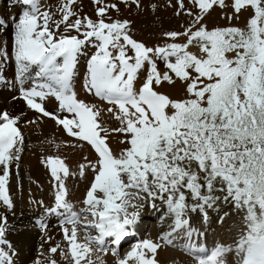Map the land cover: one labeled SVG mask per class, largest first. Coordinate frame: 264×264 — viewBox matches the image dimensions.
I'll return each mask as SVG.
<instances>
[{
	"label": "snow or ice",
	"instance_id": "1",
	"mask_svg": "<svg viewBox=\"0 0 264 264\" xmlns=\"http://www.w3.org/2000/svg\"><path fill=\"white\" fill-rule=\"evenodd\" d=\"M91 3L94 18L80 0H58L55 9L14 0L16 15L0 18V29L12 30L10 46H0V86L15 88L13 99L34 117L0 111V264H20L8 217L17 206L13 169L21 184V122L39 127L45 119L55 128L46 142L81 159L73 171L67 156L41 157L51 203H30L42 209L35 225L49 247L31 264H107L109 252L114 264H160L159 251L178 244L192 264H264V0ZM145 7L151 42L120 18L121 8L139 15ZM161 7L171 10L175 27L164 26ZM217 10L223 25L210 19ZM82 59L83 97L74 87ZM10 63L14 82L4 75ZM110 139L121 147L114 150ZM89 174L77 208L67 181ZM145 208L160 213L162 231L121 256ZM50 217L62 236L54 244ZM210 233L230 240L209 245Z\"/></svg>",
	"mask_w": 264,
	"mask_h": 264
},
{
	"label": "bare ground",
	"instance_id": "2",
	"mask_svg": "<svg viewBox=\"0 0 264 264\" xmlns=\"http://www.w3.org/2000/svg\"><path fill=\"white\" fill-rule=\"evenodd\" d=\"M161 1L162 0H142L145 6H147L150 2L161 3ZM44 3L55 9L58 0H44ZM13 4L14 0H0V18H7L16 15L19 9L17 7H14ZM80 4L82 7L83 14H87L94 18V6L91 3V0H80ZM110 14L115 17V13ZM120 18H127L129 20L134 21L133 27L138 29L139 26L146 25L148 22H150L153 19V16L151 14V11L147 7H145V11L139 15L135 11L129 13V11L121 8ZM11 35L12 30L10 28L7 31L0 29V46H3L5 43L10 46ZM83 73L84 64L82 59L81 64L78 66L77 79L76 81H74V87L76 91L81 95V97L84 96V94L81 92ZM4 75L9 81L14 82V63H10L9 65L5 66ZM27 86L28 85H26V87ZM14 95H19L18 91L15 88L9 89L0 86V111L7 110L12 114H19L21 111H24L27 113L25 119L34 118L32 113L26 109V106L24 105L23 101L19 99H13ZM49 108H51V105H49ZM105 119L107 120V117H105ZM107 123L109 124V126H112L114 124L113 121H107ZM20 130L25 138V148L22 153V160L19 166V177L21 180V184L19 185V187H17L16 170L13 169V175L10 178V190L13 193V198L16 201L17 206L15 209L16 215L14 217L12 215H9L8 217L9 224L14 226L17 231L15 233H10L8 235V239L20 250L19 261L22 262L25 260L23 250L26 245H29V258L31 256L30 254L32 253V248L33 246H35L34 244H38L39 246H41V244L43 243L42 237H36L37 228L39 227L35 225V221L40 218H38L36 215L39 213L42 214V209L39 208L37 205L30 203V201L43 200L45 205H49L51 203V186L49 184L50 174L46 170V168L40 163L41 157L47 155L67 156L68 159L66 160V163L73 171L77 170V161H79L81 157L78 152L73 153L71 150H66L64 148L57 150L54 145H49L46 142L47 139L52 138L53 132L55 131L54 123L47 119H45L44 123L39 127H37L36 125L23 126L22 121ZM62 139H64L62 134H57L55 142L60 143ZM114 142L115 141H113L112 139H110L109 141L114 150L121 147V145L119 146L117 143L116 145ZM85 154H88L89 158H91V155L89 153L85 152ZM90 179L91 176L89 174L84 180H80L77 176L75 179L69 178L67 181V186L69 189L68 199L73 204H75L77 208L78 206L82 207L80 201L83 199L85 189L88 186V182ZM0 211L3 210L0 209ZM159 215L160 213L154 212L153 210L148 208H145L143 211H141L137 225L136 237L126 238L124 242H129V240L131 239V241L134 242L136 240L144 238L155 239V233L153 232L155 228V222L158 219ZM57 223L58 222L55 217H50L48 219L49 231H47L48 235L54 237L53 242L58 241V239H60V235L58 234L60 230L57 226ZM195 226L198 227L199 225L196 224ZM217 237L218 236L216 233H210L208 236L207 243L211 245L213 243L214 238L218 240ZM124 242H122L121 245L122 249L124 248L125 244H127ZM121 247L119 248V252L121 251ZM172 249H179L180 251H182L179 244L176 248H171L170 250L172 251ZM37 251L40 252L41 249ZM168 253L169 256H174L172 252H160L158 253L157 259L160 261L166 260L165 258L168 257H166ZM106 256L107 257L104 256L105 258H107L105 260H112V258L108 256V254ZM37 258L39 257L37 256L36 252V255L33 259Z\"/></svg>",
	"mask_w": 264,
	"mask_h": 264
},
{
	"label": "rangeland",
	"instance_id": "3",
	"mask_svg": "<svg viewBox=\"0 0 264 264\" xmlns=\"http://www.w3.org/2000/svg\"><path fill=\"white\" fill-rule=\"evenodd\" d=\"M163 2V0L161 1V3ZM218 12H219V10H217L216 12H213V14H212V17L210 18L212 21H215V22H218V23H220V24H224L225 22L224 21H222V20H219V18H218ZM157 15H159V16H161L162 18H163V20H164V26L165 27H167V28H171V27H175L176 26V20H175V18H172V16H171V10H167V11H165L162 7L158 10V14ZM247 14H245V16H246ZM245 16H241V18H240V21H239V25L240 26H243V24H244V22H245ZM233 23H236L235 21H233ZM136 29V28H135ZM154 30H153V28L150 26V24L149 23H147L146 25H142V26H139V28L138 29H136V38L137 39H144L146 42H151L153 39H154V36L151 34L152 32H153ZM162 67V66H161ZM166 91H168L169 92V94L170 95H172L174 98L175 97H177L178 96V90H175V89H173V90H168V89H166ZM113 141H115L114 143L116 144H118V142H116V140H113ZM116 144V145H117ZM119 145V144H118ZM120 146V145H119ZM117 150V149H116ZM80 206H78V208H79ZM41 213H39V214H37L36 216L39 218V217H41ZM155 228H154V232L153 233H155L154 234V238H156V236L159 234V232L160 231H162V229L158 226V219L156 220V222H155V226H154ZM48 231H49V229H48ZM39 233V234H38ZM59 235H60V239H58V241H55V242H53L52 241V243L54 244V243H56V242H59V241H61V239H62V236H61V233L59 232L58 233ZM217 234V238H218V240H220V239H229L230 240V237H227V236H225L223 233H216ZM42 235V233H41V230H40V228H37V234H36V237H42L41 236ZM132 240V239H131ZM131 240H129V242H131ZM38 241V240H37ZM128 241H126V242H124V243H127V244H125V246H124V248L122 249V247H121V251H122V253H121V251L119 252V254L121 255V256H123L128 250H130V248H131V246H132V244H129L128 245V243H129ZM43 244V250H46L48 247H49V245L48 244H44V242L42 243ZM42 244H41V246H42ZM35 246H33V248H32V253L30 254L31 256V258L29 257L28 258V255H29V245H26L25 247H24V250H23V254H24V258H25V260L24 261H20V264L22 263V264H27L28 262V264H31V262L34 260L33 258L35 257V255H36V252H37V256L39 257V254H38V252L39 251H37V250H40L41 249V246H39L38 244H34ZM63 246V245H62ZM170 248V247H169ZM169 248H166V249H164V250H161V251H159V253L161 252V253H166V252H172L173 253V255L174 256H172V255H170L169 256V253H168V255H166V257L167 258H165L166 260H159V262H160V264H192V261H191V258L189 257V256H187L183 251H180L179 249H177V250H175V249H172V251L169 249ZM42 250V249H41ZM166 251V252H165ZM108 256H110L111 258H112V260H106L107 261V264H114V262H115V257H113L112 255H111V253L109 254L108 253ZM33 257V258H32ZM105 257H107V256H105ZM105 257H103L104 259H107V258H105ZM39 258H41L42 259V257H39ZM164 258V257H163ZM27 259H29V260H27ZM27 261V262H26ZM62 264H63V262H62Z\"/></svg>",
	"mask_w": 264,
	"mask_h": 264
}]
</instances>
